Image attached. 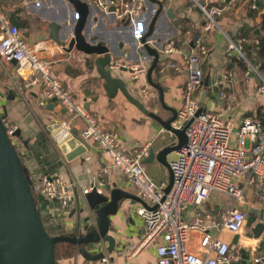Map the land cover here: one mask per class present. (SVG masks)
Listing matches in <instances>:
<instances>
[{
  "label": "crops",
  "instance_id": "1",
  "mask_svg": "<svg viewBox=\"0 0 264 264\" xmlns=\"http://www.w3.org/2000/svg\"><path fill=\"white\" fill-rule=\"evenodd\" d=\"M81 1L89 6L84 36L87 39L95 36L103 41L110 50L113 62L120 60L129 65L143 64L148 70L154 57L148 54L139 56L138 39L147 32L158 6L148 0H126L133 4H144L141 13L126 25V20H119L106 12L97 0ZM160 1L164 4V12L157 20L150 42L157 48L161 47L160 62L152 73V81L160 88L149 82L147 73L133 78V73L124 69H111L110 64L107 66L114 76L128 80L130 92L149 112L130 102L121 90L109 94L105 88V80L99 75L93 59L81 51L47 56L53 62L54 75L78 102L97 114L104 126L111 127L119 134L130 152L149 143V155L152 149L158 153L169 135L154 114L165 118L171 116V112L162 107L161 93L166 106L179 112L188 77L184 53L194 47L190 44L195 40V34L201 32L208 47L201 67L204 80L208 78L209 84L207 86L203 83L196 95L204 110L219 114L223 120L231 122L234 128L231 145L237 146L236 131L245 117H254L264 125V97L259 92V87L264 83V76L261 73L260 56L255 50L254 54L248 57L243 50L241 55L237 49H230L229 44L230 40L238 44L236 38L242 27L261 22L264 0H227L222 14L217 18L218 27L210 30L203 27L205 14L194 0ZM204 1L209 4L216 0ZM170 8L173 10V18L165 13ZM252 8H260L259 15L254 18ZM0 10L13 24L19 26L28 41L50 39L55 43L52 32L61 40H67L78 20L77 11L69 0H0ZM178 24L188 28L185 36L182 35ZM182 36L181 52L165 56L163 47L169 41L181 39ZM229 52L231 55L227 56ZM166 62L175 63L177 68L169 66L162 72ZM14 65L9 64V74L0 72V105L7 106L6 118L21 131L19 153L32 184L41 217L54 236L83 234L97 224V216L87 210L82 200L86 190H91L92 186L96 185L100 192L108 196L114 188L138 196L137 189L127 180L124 173L113 165L109 156L94 142L83 137L84 123L81 119L67 110L63 112L64 108L57 102L54 104V100L40 105L41 88L25 87L24 80L15 72ZM11 90L15 94L14 99L9 98ZM61 120L65 122V128L60 126ZM76 136L80 139L77 140ZM170 141L177 142V138L170 137ZM177 153L178 151H174L169 154V163ZM147 158L145 160H148ZM144 166L156 181L169 183V170L157 158L144 161ZM43 175L64 176L75 195L70 208H64L59 201L47 200L40 194L39 178ZM243 197L242 201H238L229 194L214 192L203 207L190 206L185 212V220H190L200 210L207 221L220 219L228 210L238 207L247 213V217L239 233L223 235L237 256L228 264H264V211L256 198L254 188L243 187ZM141 207L140 201L124 198L119 203L117 213L110 215L111 228L108 234L113 239V245L111 246L109 241L90 244L87 250L91 254L106 252L109 264H157L156 245L145 249L139 255L132 254L144 233V220L139 214ZM190 235V251L202 253L199 245L202 234L194 230ZM257 258L260 260L255 261ZM57 264L105 263L101 259H87L78 252L69 257H58Z\"/></svg>",
  "mask_w": 264,
  "mask_h": 264
},
{
  "label": "built area",
  "instance_id": "2",
  "mask_svg": "<svg viewBox=\"0 0 264 264\" xmlns=\"http://www.w3.org/2000/svg\"><path fill=\"white\" fill-rule=\"evenodd\" d=\"M220 1L225 3L227 0ZM194 2L205 14V30L217 28V18L222 14L223 7L212 6L207 9L206 4H200V0ZM97 3L122 21L139 15L144 7L141 2L133 4L126 0H97ZM23 36L17 25L0 10L1 65L9 72V64L16 62L15 72L23 78L24 86L41 88L40 105L56 100L62 108L81 119L84 123L83 137L94 142L111 158L113 165L124 173L137 189L138 196L149 206L139 209L144 220V233L132 254L139 255L156 245L157 264H228L237 258L223 235L239 233L243 229L247 217L245 211L233 207L220 219L211 221H207L201 210L187 221L185 212L190 206L203 207L214 192L226 193L242 201L243 187L255 189L256 198L264 211V125L254 117H245L236 131L238 145L232 146L234 128L231 122L201 107L196 93L204 83L201 64L208 53L204 34L196 37L194 47L184 53L188 77L178 114L181 122L191 121V124L187 129L188 143L170 163L174 183L168 194L165 190L169 183L156 181L143 167L149 156L150 144L130 152L119 134L111 127L104 126L97 114L78 102L54 75L53 62L45 56V52L54 50L55 43L50 39L28 41ZM229 48L243 54L242 46L232 40ZM162 50L167 57L181 52L175 41L166 44ZM169 66L177 68L175 63L166 62L161 71L164 72ZM110 67L131 69L133 78L147 73V67L143 64L129 65L120 60L112 62ZM259 92L264 97V83L259 87ZM222 95L226 97L225 93ZM3 122L13 142L18 144L14 136L17 126L7 118ZM39 191L45 199L59 201L64 208H70L75 200V195L62 175L41 176ZM194 230L202 234L200 254L189 249L190 234ZM259 260L257 258L255 261ZM102 261L109 264L107 256Z\"/></svg>",
  "mask_w": 264,
  "mask_h": 264
},
{
  "label": "water",
  "instance_id": "3",
  "mask_svg": "<svg viewBox=\"0 0 264 264\" xmlns=\"http://www.w3.org/2000/svg\"><path fill=\"white\" fill-rule=\"evenodd\" d=\"M148 1L155 3L158 6V10L147 32L143 33L138 39L140 43L138 54L139 56L148 54L154 57L147 70V77L152 85L160 88L152 81V73L160 62L161 47L157 48L150 42L156 29L157 20L164 12V4L160 0ZM69 2L76 9L78 20L67 40H61L56 34L53 35L52 32L51 36L56 43V48L45 52V56L70 54L76 50L83 52L93 59L92 62L96 64L99 75L105 80V88L109 94L112 95L115 90H121L130 102L139 106L142 110L149 112V110H145L142 103L130 92L128 80L126 81L121 77L114 76L112 71L108 69L107 66L113 61L106 44L100 41L98 37L93 36L87 39L84 36L83 30L86 26L89 13L88 4L81 0H69ZM200 4L204 6L205 1L201 0ZM165 13L170 18L174 17L172 8L165 11ZM130 23L131 19L126 20V25ZM255 34L261 35V30L257 28ZM171 42L172 40L168 43ZM190 45L194 46V41ZM228 55H231V53L229 52ZM14 63L16 62L14 61ZM120 69L133 73L128 68ZM204 83L208 86V78L204 80ZM9 98H15L12 90L9 92ZM160 101L162 107L171 112V116L167 118L159 114H154V116L169 137L163 141L161 150L156 153L152 149L147 158L148 160L145 161H152L154 158H157L161 164L167 166L170 179L165 192L168 194L174 183V174L171 164L168 162V156L174 151H179L188 143L187 129L191 121L179 122L178 111L166 106L162 93ZM53 103L56 104V100ZM63 112H66V109H63ZM6 117L7 106L3 105L0 107V264H57L55 247L58 242H70L78 245L80 254L85 258L102 260L106 252L100 251L96 254H91L87 250V246L90 244L106 243L107 241L110 242L111 246L113 245V239L108 234L111 228L110 215L117 213L119 203L124 198H131L140 201L144 207L149 208V206L141 197L126 192L123 189L114 188L108 196L100 192L96 185H93L92 189L84 195L82 200L86 204L87 210L93 216L94 214L97 216L96 226L80 235H51L41 217L37 199L25 172L21 156L15 143L7 133L3 122V119ZM64 123L62 120L60 121V126L63 128H65ZM20 132L17 129L14 136L20 138ZM173 136L177 138V142L170 141V137ZM75 138L77 140L80 139L78 136Z\"/></svg>",
  "mask_w": 264,
  "mask_h": 264
},
{
  "label": "trees",
  "instance_id": "4",
  "mask_svg": "<svg viewBox=\"0 0 264 264\" xmlns=\"http://www.w3.org/2000/svg\"><path fill=\"white\" fill-rule=\"evenodd\" d=\"M227 3H228V1L223 3L220 0H216V1L212 2V3H209V4L205 3V4H206L207 9H209L212 6L224 7V6L227 5ZM251 11H252V17L254 18L255 16L259 15L260 8L259 9L252 8ZM206 23H207V21L205 20L203 22V27L206 25ZM178 26H179V28L181 30L182 35L185 36V33H187L188 28L185 25H182V24L181 25L178 24ZM17 27L19 28L18 25H17ZM256 28H260L261 29V31H262L261 35L256 36L254 34V31H255ZM200 34H201V32H197L195 34L194 38L196 39V37H198ZM182 39H183V36H182L181 39H176L175 40V43L179 47L182 46V42H183ZM256 41H257V44H255ZM236 42L238 43L237 45L241 44L243 46L242 47L243 48V52L247 53L248 57H250V56H252L254 54V50L256 51V53L260 56V59H261V73L264 76V14H261V22L260 23H257V24H255L253 26L246 25V26L242 27L240 29L238 37L236 38ZM254 45H256V46H254ZM0 107H1V105H0ZM16 138H17V141L19 142V138L18 137H16ZM15 146H16L18 152H19V145L17 143H15ZM31 187H32V184H31ZM32 190H33V187H32ZM55 250H56V259H58V257H60V256L69 257L71 255L77 254L79 252V246L75 245V244H72L70 242H58L56 244Z\"/></svg>",
  "mask_w": 264,
  "mask_h": 264
},
{
  "label": "rangeland",
  "instance_id": "5",
  "mask_svg": "<svg viewBox=\"0 0 264 264\" xmlns=\"http://www.w3.org/2000/svg\"><path fill=\"white\" fill-rule=\"evenodd\" d=\"M1 71H2L5 75H6V74H9V72H7V71L4 69V67L1 65V63H0V72H1ZM0 77H2L1 74H0ZM0 84H1V83H0ZM143 167H144V169H145V166H144V165H143ZM145 170H146V169H145Z\"/></svg>",
  "mask_w": 264,
  "mask_h": 264
}]
</instances>
